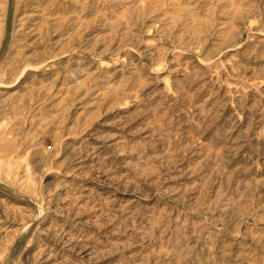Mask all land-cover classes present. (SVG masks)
Returning <instances> with one entry per match:
<instances>
[{"label":"rangeland","instance_id":"rangeland-1","mask_svg":"<svg viewBox=\"0 0 264 264\" xmlns=\"http://www.w3.org/2000/svg\"><path fill=\"white\" fill-rule=\"evenodd\" d=\"M0 264H264V0H0Z\"/></svg>","mask_w":264,"mask_h":264}]
</instances>
